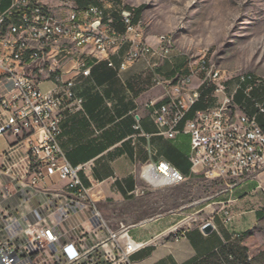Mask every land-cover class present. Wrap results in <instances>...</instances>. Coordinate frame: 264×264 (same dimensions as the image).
<instances>
[{
    "label": "built area",
    "instance_id": "1",
    "mask_svg": "<svg viewBox=\"0 0 264 264\" xmlns=\"http://www.w3.org/2000/svg\"><path fill=\"white\" fill-rule=\"evenodd\" d=\"M63 3L68 6L65 19L57 18L47 0H12L0 12V78L11 82L0 94V132L29 141L25 152L20 144L8 147L0 174L17 182L24 201L33 200L29 211H1L0 264H134L133 255L147 242L135 241L130 225L111 226L98 207L101 196L82 177L92 163L73 165L61 147L65 111H83L85 100L75 93V79H63L53 58L55 53L71 54L74 47L93 45L107 54L128 44L120 72L150 55L169 57L171 37L158 47L149 44L133 11L114 2L95 0L85 7ZM109 64L116 67L112 60ZM217 68L206 59L200 62L199 71L218 104L196 111L184 131L191 135L192 175L237 184L264 170V128L258 121L264 114V82L254 81L250 72L215 79ZM90 72L82 70L85 76ZM45 73L54 75V86L46 91L40 87ZM193 80L194 72L176 80L154 79L166 89V101L152 104L159 134L174 138L186 112L199 101L201 91ZM188 89H195V96H188ZM240 93L243 99L237 102ZM141 177L149 188L190 178L165 160L146 163ZM143 193L137 189L130 195ZM223 216L226 224L233 221L230 209ZM193 218L188 215L170 233L183 235Z\"/></svg>",
    "mask_w": 264,
    "mask_h": 264
},
{
    "label": "crops",
    "instance_id": "2",
    "mask_svg": "<svg viewBox=\"0 0 264 264\" xmlns=\"http://www.w3.org/2000/svg\"><path fill=\"white\" fill-rule=\"evenodd\" d=\"M11 3L0 0V12ZM118 22L117 27L124 30ZM146 41L154 47L160 44L151 37ZM128 50L126 44L101 54L93 45H86L74 47L68 55L55 53L53 58L61 65L63 79H75V93L85 100L83 111H65L60 122L61 147L73 165L92 163L82 177L101 201L122 202L144 195L149 187L141 172L148 162L165 160L190 177L187 181L196 177L191 170V135L184 131L186 121L195 112L188 110L177 135L169 138L158 133L152 105L166 101V89L156 85L154 79L176 80L190 74L187 58L150 55L119 72ZM110 60L116 67L110 66ZM85 68L91 69L88 76L82 74ZM40 78L42 90L54 86V75L45 73ZM10 86V80L0 78V94ZM193 86L203 92L207 107L218 104L203 74L195 75ZM193 90L188 89V96ZM242 99L240 93L237 102ZM258 121L264 128V114L258 116ZM14 144H20L25 152L29 141H20L10 131L0 132V165L6 150ZM218 182L221 189L186 208L130 224L133 239L147 242L133 255L134 264H264V170L237 184L227 179ZM137 189L144 193L131 196ZM226 208L233 214L230 224L224 222ZM188 215L201 219L189 221L183 235L171 234V228ZM207 222L213 225L210 232L203 230Z\"/></svg>",
    "mask_w": 264,
    "mask_h": 264
},
{
    "label": "rangeland",
    "instance_id": "3",
    "mask_svg": "<svg viewBox=\"0 0 264 264\" xmlns=\"http://www.w3.org/2000/svg\"><path fill=\"white\" fill-rule=\"evenodd\" d=\"M47 1L59 19H65L67 15L68 6L63 2L78 5L76 0ZM106 1L114 2L120 8L129 7L127 9L132 11L143 5L136 24L141 23L144 39L151 37L160 40L161 37L170 36L173 59L186 57L194 77L202 74L199 71L200 62L206 59L223 71L224 78L233 79L238 74L250 72L257 82L264 81V0ZM219 189L218 180L196 175L186 182L150 187L144 195L122 202L102 200L98 202V207L111 226L117 228L122 224L130 225L186 208ZM32 201H24L17 182L0 174V214L5 207L15 212L29 211ZM200 219L194 216L191 221Z\"/></svg>",
    "mask_w": 264,
    "mask_h": 264
},
{
    "label": "trees",
    "instance_id": "4",
    "mask_svg": "<svg viewBox=\"0 0 264 264\" xmlns=\"http://www.w3.org/2000/svg\"><path fill=\"white\" fill-rule=\"evenodd\" d=\"M95 0H76L77 4L79 7H85L86 5H88L89 3L91 2H94ZM127 7V6H126ZM129 8V7H127ZM144 9V6L143 5H140L138 6L137 8H134L133 9V12H134V21H135V24L138 22V19H140L141 17V14H142V11ZM118 28V27H117ZM119 29V28H118ZM120 30V29H119ZM122 31V30H121ZM262 82H264L263 80H261ZM201 91V90H200ZM264 93V89H263V92ZM202 96H203V92L201 91V97L199 99L198 102H196L195 104H193L191 106V108L189 109L191 112H195L198 111V110H201V109H205L207 106L203 103V100H202ZM250 103V102H249ZM187 113V112H186Z\"/></svg>",
    "mask_w": 264,
    "mask_h": 264
},
{
    "label": "bare ground",
    "instance_id": "5",
    "mask_svg": "<svg viewBox=\"0 0 264 264\" xmlns=\"http://www.w3.org/2000/svg\"><path fill=\"white\" fill-rule=\"evenodd\" d=\"M161 41H167L169 40V36H165V37H161L160 39ZM171 42H172V38H171ZM248 74V73H247ZM252 78L254 79V81H256V77L255 75H252ZM224 78V73L221 69L217 68V71H215V79H223ZM257 82V81H256ZM189 96H195V90H193L191 93H189Z\"/></svg>",
    "mask_w": 264,
    "mask_h": 264
},
{
    "label": "water",
    "instance_id": "6",
    "mask_svg": "<svg viewBox=\"0 0 264 264\" xmlns=\"http://www.w3.org/2000/svg\"><path fill=\"white\" fill-rule=\"evenodd\" d=\"M213 229V225L210 222H207L204 226H203V230L205 232H210Z\"/></svg>",
    "mask_w": 264,
    "mask_h": 264
}]
</instances>
